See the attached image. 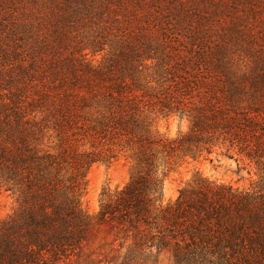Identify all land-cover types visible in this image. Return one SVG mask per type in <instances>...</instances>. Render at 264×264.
<instances>
[{"label":"trees","instance_id":"obj_1","mask_svg":"<svg viewBox=\"0 0 264 264\" xmlns=\"http://www.w3.org/2000/svg\"><path fill=\"white\" fill-rule=\"evenodd\" d=\"M175 115L186 132L155 129ZM216 151L251 186L198 177L164 204L161 167ZM121 154L131 180L91 215L88 172ZM3 191L0 264H70L106 225L125 264H264V0H0Z\"/></svg>","mask_w":264,"mask_h":264},{"label":"rangeland","instance_id":"obj_2","mask_svg":"<svg viewBox=\"0 0 264 264\" xmlns=\"http://www.w3.org/2000/svg\"><path fill=\"white\" fill-rule=\"evenodd\" d=\"M43 18L46 11H34ZM107 52L97 55L91 59L98 65L107 57ZM69 55V52L66 53ZM189 128L186 119L175 115L160 117L155 129L162 135L174 138ZM133 174V163L128 154H121L117 161L108 165L106 163L94 164L88 172V192L84 198V207L91 215H97L100 211L102 193L106 190L112 192L123 189L131 180ZM163 178V201L164 204L174 202L180 190L203 177L219 183L232 184L239 188H249L256 179L255 171L248 161L229 159L219 151L211 155L193 160L191 158H178L167 167H161L159 171ZM17 208L15 197L10 192L3 191L0 195V219L5 220L11 216ZM124 248L119 252V246ZM131 248V241L125 242L124 234L120 230L106 225L94 228L88 245L79 258L70 264H125L126 257ZM138 261L133 264H142L143 257L138 256ZM173 258L169 251L163 252L159 257L158 264H172ZM130 264V262H128ZM148 264H152L151 262Z\"/></svg>","mask_w":264,"mask_h":264}]
</instances>
